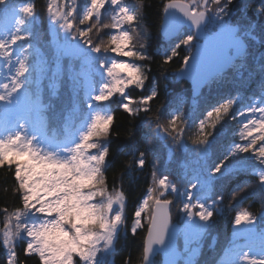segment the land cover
<instances>
[{
	"label": "snow or ice",
	"instance_id": "obj_1",
	"mask_svg": "<svg viewBox=\"0 0 264 264\" xmlns=\"http://www.w3.org/2000/svg\"><path fill=\"white\" fill-rule=\"evenodd\" d=\"M148 7L47 0L41 33L33 0H0V171L12 198L0 206L3 264H110L121 233L141 231L138 257L121 264H155L161 253L165 264H201L216 243L226 185L251 174L255 184H237L229 204L252 189L264 205V0H160L167 43L155 54ZM188 82L187 95L176 91ZM224 84L235 94L190 122L187 99ZM162 94L172 96L167 108ZM112 104L130 123L143 114L149 130L110 181L120 135ZM229 121L235 135L217 148ZM125 131L136 138L134 125ZM157 145L179 171L162 170ZM145 172L150 182L129 213L125 179ZM229 225L210 264H264V207L235 211Z\"/></svg>",
	"mask_w": 264,
	"mask_h": 264
},
{
	"label": "trees",
	"instance_id": "obj_2",
	"mask_svg": "<svg viewBox=\"0 0 264 264\" xmlns=\"http://www.w3.org/2000/svg\"><path fill=\"white\" fill-rule=\"evenodd\" d=\"M36 5L38 12V19L40 20L37 25V29L43 33L45 29L48 28L47 25V15L45 12L47 0H33ZM81 3L84 0H80ZM129 2H133V0H129ZM146 3L150 5V7L145 10V21L144 23L150 29V41H149V54H155L157 50L163 52L166 46V40L163 34L159 32V16L157 14L158 6L160 4V0H146ZM184 52H181L183 55ZM159 57L157 56V59ZM179 66V61H174L172 65H170V69L174 70ZM154 78H159V72L155 71V65H153ZM172 73H169V83L174 85V82L171 79ZM164 81L161 79V84L163 85ZM189 83L181 84L176 91H180L183 94L187 95L188 93ZM255 87V86H253ZM137 92L133 93V95H137ZM235 88L230 87L228 84L213 86L211 89L205 88L203 90L202 96L197 100L193 101L191 97H189L184 105V112L186 117L190 122H198L199 119L203 118V113L205 110L213 103L222 100L223 98L234 95ZM244 102H249L250 97L252 96L251 90L243 92ZM161 102L168 105L172 102V96L161 95ZM113 111L116 113V128L115 131L119 132L120 135L116 136L115 134L112 136V143L110 145L112 150V166L109 168L108 176L111 181L113 175L120 169L122 163L127 159L126 153L129 152L130 149L133 148H142L143 147V136L146 132H148V121L147 118L141 114L140 117H137L135 121L131 123L125 118V114L122 113L120 109H118L116 104L111 105ZM167 116V112H165V118ZM135 126L136 130V138L134 140H128L126 138L125 129L131 128ZM235 129V125L233 122L229 121L226 125V135L218 140L217 148L221 145L227 143L231 138V134ZM194 130V129H193ZM191 144L189 143V148ZM156 151L158 152L161 159V167L162 170L165 168L171 169L174 172L179 171L177 163L175 161L168 162L166 150L157 145ZM180 158H182V154H178ZM150 171V170H149ZM6 173L0 171V206H3L5 202L11 204V181L6 179ZM129 180L131 181V187L129 188ZM150 182V175L145 172L144 174L136 175L133 173H129L125 179V188L130 192V198L128 201L127 211L131 213L134 209L136 202L141 198L143 190L147 187V184ZM255 177L251 174L244 175L240 178L239 181L229 183L225 186L223 190L224 195V206L222 209V213L217 220V228L214 230L212 235L216 238V243L213 248H209L207 244L202 249V255L199 256V260L201 264H210L211 260L216 256V254L220 251L221 247H223L226 243L227 238L230 236L231 228L229 225V220L234 215L235 211L249 207L253 212H258L261 207H264L260 203V201L253 197L252 189L246 190L242 193L235 202L229 204L231 200V196L233 191L236 189L237 184H255ZM142 231L135 237H133L130 233H121L119 243L116 245L114 254L109 258L110 264L114 261V264H121V261L129 254H132L133 260H136L139 254L140 247V236H142ZM6 253L5 250L0 248V264H3V259ZM156 264H160V259H155ZM31 264H35V261H32Z\"/></svg>",
	"mask_w": 264,
	"mask_h": 264
},
{
	"label": "rangeland",
	"instance_id": "obj_3",
	"mask_svg": "<svg viewBox=\"0 0 264 264\" xmlns=\"http://www.w3.org/2000/svg\"><path fill=\"white\" fill-rule=\"evenodd\" d=\"M14 2L17 4V5H20V4H22L23 2H24V0H14ZM47 21V25H48V27H49V23H48V20H46ZM3 19L2 18H0V25H2L3 24ZM39 22H40V20L38 19V16H37V25L39 24ZM0 71H5V70H0ZM0 78H2V77H0ZM235 125V124H234ZM235 129H236V125H235ZM235 129H234V131L232 132V134H231V139L234 137V135H235ZM179 244H180V246H181V248H182V246H183V241H182V239L179 241ZM156 264V263H155Z\"/></svg>",
	"mask_w": 264,
	"mask_h": 264
},
{
	"label": "water",
	"instance_id": "obj_4",
	"mask_svg": "<svg viewBox=\"0 0 264 264\" xmlns=\"http://www.w3.org/2000/svg\"><path fill=\"white\" fill-rule=\"evenodd\" d=\"M163 36V35H162ZM190 84V82H188ZM156 258H159L160 259V264H165V261H166V257L164 256L163 253H161L159 256L155 257Z\"/></svg>",
	"mask_w": 264,
	"mask_h": 264
}]
</instances>
